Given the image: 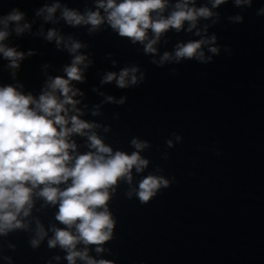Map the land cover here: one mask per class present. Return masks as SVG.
Instances as JSON below:
<instances>
[{
    "label": "water",
    "instance_id": "95a60500",
    "mask_svg": "<svg viewBox=\"0 0 264 264\" xmlns=\"http://www.w3.org/2000/svg\"><path fill=\"white\" fill-rule=\"evenodd\" d=\"M53 3L59 7L51 19L37 14ZM176 3L168 0L161 15ZM201 6L211 8L209 0H195ZM262 6L264 0H253L251 7L228 0L213 9L218 15L198 19L190 31L187 22L180 31L169 29L154 45L156 52L145 53L144 43L120 36L106 21L94 30L66 23L65 8L105 15L96 0H0V18L19 11L20 26L28 25L17 34L16 23H9L3 44L23 59L11 68L0 55V87L38 98L51 78L65 76L64 68L82 55L83 79L71 85L78 90L73 99L79 118L94 125L85 131L113 153L137 151L133 139L147 143L139 150L147 166L140 173L133 167L130 182L121 178L108 189L111 237L100 245L78 242L75 251L96 264H264V15L256 14ZM238 14L242 22L230 19ZM49 30L59 44L46 38ZM213 36L202 45L205 59H175L178 45ZM73 43L81 45L75 53L69 51ZM165 52L172 58L160 63ZM125 68H136L135 84L104 82L108 73ZM88 135L69 137L76 145L70 155L95 152ZM148 175L169 183L142 203L136 191ZM41 187L33 191L29 214L18 217L22 227L0 234V264H68L65 248L49 246L54 230L67 227L56 219L59 202L37 195ZM33 240L39 242L33 246ZM75 264L86 261L77 257Z\"/></svg>",
    "mask_w": 264,
    "mask_h": 264
},
{
    "label": "clouds",
    "instance_id": "9594fccd",
    "mask_svg": "<svg viewBox=\"0 0 264 264\" xmlns=\"http://www.w3.org/2000/svg\"><path fill=\"white\" fill-rule=\"evenodd\" d=\"M227 2L209 0V8L195 7V0H177L175 10L165 17L161 13L168 6V0H96L97 9H103L105 15L102 16L99 11L82 15L65 8L62 16L66 23L73 26L91 25L90 30L106 21L120 36L130 38L133 43H144L145 53H155L154 45L163 33L169 29L180 31L185 22L190 31L196 27L198 19L218 15L213 9ZM252 3L253 0H233L237 7H251ZM58 7V3H53L37 14L46 13L44 18L49 20ZM256 14L264 15V6ZM22 19L23 13L19 11L0 18V25H3L0 28V55L9 61L11 68L19 67L23 53L6 47L3 41L9 35L7 29L10 22L16 23L14 30L17 34L28 27L27 24L20 26ZM230 19L239 23L243 21V16L238 14ZM149 30L151 39L148 37ZM196 34L199 35V31ZM54 37L59 44L60 38L56 32L49 30L46 38L52 40ZM214 40L215 36L180 44L175 49V59L203 60L202 45ZM80 47L79 43H73L69 51L75 53ZM210 51L217 53L218 49L211 47ZM171 58L165 52L160 63ZM84 61V56L75 55L72 63L64 68L65 76L51 78L38 98L25 95L11 85L0 87V234L22 227L18 217L29 214L33 191L43 185L37 195L52 204L59 202L56 219L67 226L54 230V238L49 240V246L59 244L65 248L68 264H75L77 257L85 260L86 264H96L86 252L75 251L76 244L100 245L111 237L114 221L106 206L108 189L121 178L130 182L133 167L140 173L148 164L139 154V150L147 147L146 142L133 139L132 144L137 151L131 154L122 151L113 153L111 147L95 134L88 135L85 131L94 125L79 118L80 109L76 107L79 101L73 99L78 90L71 85L72 81L83 79L80 65ZM135 72L136 68L122 69L118 75L110 72L104 77V82L115 79L117 86L124 88L137 82ZM72 134L88 135L89 147L95 152L75 157L70 155L69 150L76 148L69 139ZM62 183L67 184L63 190L57 187ZM168 183L163 177L148 175L140 181L136 195L142 203L147 202ZM73 227L75 233L70 231ZM38 235H44L39 225ZM38 242L33 240V246ZM96 250L101 251L99 247Z\"/></svg>",
    "mask_w": 264,
    "mask_h": 264
}]
</instances>
